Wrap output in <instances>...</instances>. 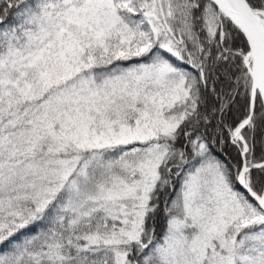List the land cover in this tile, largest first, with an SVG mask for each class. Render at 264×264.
<instances>
[{
    "label": "snow or ice",
    "instance_id": "obj_1",
    "mask_svg": "<svg viewBox=\"0 0 264 264\" xmlns=\"http://www.w3.org/2000/svg\"><path fill=\"white\" fill-rule=\"evenodd\" d=\"M0 264H264V0H0Z\"/></svg>",
    "mask_w": 264,
    "mask_h": 264
}]
</instances>
